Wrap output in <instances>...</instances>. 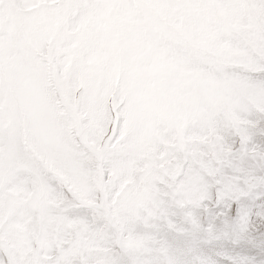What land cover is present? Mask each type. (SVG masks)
<instances>
[{
    "label": "snow or ice",
    "instance_id": "1",
    "mask_svg": "<svg viewBox=\"0 0 264 264\" xmlns=\"http://www.w3.org/2000/svg\"><path fill=\"white\" fill-rule=\"evenodd\" d=\"M0 264H264V0H0Z\"/></svg>",
    "mask_w": 264,
    "mask_h": 264
}]
</instances>
